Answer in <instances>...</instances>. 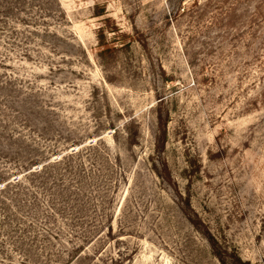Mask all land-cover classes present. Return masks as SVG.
I'll return each mask as SVG.
<instances>
[{
  "label": "rangeland",
  "instance_id": "rangeland-1",
  "mask_svg": "<svg viewBox=\"0 0 264 264\" xmlns=\"http://www.w3.org/2000/svg\"><path fill=\"white\" fill-rule=\"evenodd\" d=\"M0 264H264V0H0Z\"/></svg>",
  "mask_w": 264,
  "mask_h": 264
}]
</instances>
